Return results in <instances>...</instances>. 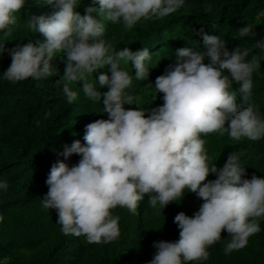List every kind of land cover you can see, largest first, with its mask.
Instances as JSON below:
<instances>
[{"label":"clouds","instance_id":"9594fccd","mask_svg":"<svg viewBox=\"0 0 264 264\" xmlns=\"http://www.w3.org/2000/svg\"><path fill=\"white\" fill-rule=\"evenodd\" d=\"M44 2L54 11L30 15L27 24L43 40H28L11 49L0 42V57L5 52L11 57L3 78L11 83L48 80L69 104L78 95L87 104L102 100L108 116L78 126L85 127V143L74 140L58 153L65 160L81 156L78 165L52 163L41 206L56 210L61 232L83 236L89 244L112 243L121 236L120 217L112 214L117 206L136 213L147 195L149 206L159 211L187 189L203 203L192 216L180 212L174 217L179 239L153 242L156 252L148 264L208 261V249L220 242L224 230L231 236L225 255L245 248L249 237L261 231L264 178L246 173L242 152L229 153L218 168L211 163L205 138H264L263 110L252 100V77L261 61L256 55L247 59L252 49L264 53V39L252 49L237 46L229 51L218 35L193 26L194 21L215 16L207 13L211 6L197 19L176 17L192 25L188 24L193 40L187 47H176L165 34L153 38L156 33L145 32L148 22L174 19L172 14L185 6V0ZM24 7L25 0H0V40L13 35L16 14ZM118 24L128 33L120 34ZM253 28L247 24L238 35L255 39ZM200 36L203 51L196 47L199 42L202 46ZM150 95L159 99L157 107H152L155 100L144 104ZM210 174L216 179L208 180ZM8 188L7 181H0V190ZM3 219L0 215V222ZM7 261L5 257L4 264Z\"/></svg>","mask_w":264,"mask_h":264},{"label":"trees","instance_id":"16d2710c","mask_svg":"<svg viewBox=\"0 0 264 264\" xmlns=\"http://www.w3.org/2000/svg\"><path fill=\"white\" fill-rule=\"evenodd\" d=\"M209 6L212 10L207 13L215 16L194 21L193 26L196 30L203 28L207 34L218 35L226 41L229 51L237 46L252 49L257 40L264 39V0H185V6L172 14L174 19L148 22L145 32L156 33L153 38L165 34L175 40L176 47H187L193 40L192 25L188 23L190 27L176 17L197 19ZM76 10L82 15L78 7ZM53 11L44 0H25V7L16 14L15 32L0 42H5L6 48L11 49L28 40H43L40 33L27 27L28 18L30 15L48 16ZM247 24L254 26L253 31L258 34L255 39L238 35L239 29ZM119 25L120 34L128 33ZM113 38L118 37L113 34ZM200 39L202 46L199 42L196 47L203 51L201 36ZM252 55L261 61V68L252 77V100L264 114V53L252 49L247 59ZM208 62L205 59L204 63ZM10 63L11 57L5 52L0 57V181H7L9 188L6 192L0 190V215L4 217L0 222V264H4L5 257H8L7 264H148L156 252L153 242L177 241L180 230L174 217L180 212L192 216L203 203L187 189L184 196L159 211L149 206L147 195L136 213L117 206L112 214L120 217L121 236L112 243L89 244L83 236L61 232V226L56 222V210H44L41 206L48 191L45 181L52 163L63 161L69 167L78 165L81 156L73 154L65 160L58 153L74 140L85 143V127L78 126L108 119V116L103 112L102 100H89L87 104L83 101L85 98L78 95L77 100L69 104L63 91L48 80L41 82L28 78L16 83L5 80L3 72ZM70 87L79 90L75 84ZM238 87L235 83L232 85L233 90ZM155 99L150 95L144 104ZM241 99L238 95L237 102ZM158 100L152 103L153 108L159 105ZM218 139V135L205 138L211 163L220 168L229 153L242 152L244 155L240 159L246 173L264 178V138L256 142L247 138L240 141L226 138L217 142ZM207 179L214 180L216 176L210 174ZM260 227L261 231L249 237L245 248L229 255L224 254V248L231 236L226 230L222 231L220 242L208 249L211 254L208 261L188 264H264V219L260 220Z\"/></svg>","mask_w":264,"mask_h":264}]
</instances>
